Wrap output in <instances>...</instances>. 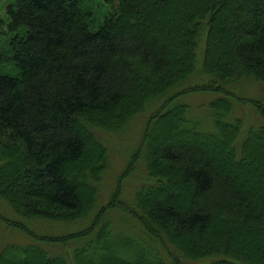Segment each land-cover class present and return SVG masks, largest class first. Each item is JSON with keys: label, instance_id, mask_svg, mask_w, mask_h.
Masks as SVG:
<instances>
[{"label": "trees", "instance_id": "obj_1", "mask_svg": "<svg viewBox=\"0 0 264 264\" xmlns=\"http://www.w3.org/2000/svg\"><path fill=\"white\" fill-rule=\"evenodd\" d=\"M103 3L100 17L90 0L6 8L0 264H264V0ZM249 81L260 97L237 90ZM196 93L211 97L185 100ZM241 101L259 115L250 126ZM143 113L136 150L103 192L100 134L123 137Z\"/></svg>", "mask_w": 264, "mask_h": 264}, {"label": "rangeland", "instance_id": "obj_2", "mask_svg": "<svg viewBox=\"0 0 264 264\" xmlns=\"http://www.w3.org/2000/svg\"><path fill=\"white\" fill-rule=\"evenodd\" d=\"M10 1L11 0H0V21H1L0 33L1 31L4 30V27H6V24L8 22L6 8ZM90 1L92 2V5L95 6V13L98 17H100L107 10V6L103 3V0H90ZM2 38L3 37L0 34V40ZM7 70L12 75L17 74V70L15 67L13 68L10 67ZM256 87L260 89H257ZM236 88L238 91H241L244 88L245 90H248V93H250L251 96L258 98L262 95L261 89L263 87L255 82L253 83L252 81H249L244 84L243 83L239 84ZM210 97L211 95L209 94L196 93V94H191L188 98L186 97L185 100L193 104L194 103L206 104ZM237 109L239 110L240 114L244 117L247 126H250L258 121L259 115L257 111L249 103L241 101ZM147 116H148L147 113L138 115L136 119L130 123L129 128L126 130L123 137L116 135L114 133L100 134L101 137L103 138V141L109 147L110 160H111L110 167L109 170L107 171V176L105 179L106 189L103 188V192L107 190V192L109 193L116 187L120 173L125 168L126 164L131 158V154L136 150L141 140L143 129L145 126L144 123L146 121ZM167 142L168 140H165L163 136H160L158 140V144H159L158 149H160L161 146L166 145ZM144 176H145L144 164L139 162L138 169L136 170L135 175L127 178L124 181L123 195L124 197L126 196V199L132 196V193L134 192L135 188L141 184V179ZM103 192L100 195L101 202L105 201L108 198V195L104 194ZM0 211L2 212L6 211L4 205H2V207L0 206ZM1 229L3 230V237H5L6 239L8 238V236L10 237L14 235L15 231L13 229L5 228L4 226H2Z\"/></svg>", "mask_w": 264, "mask_h": 264}]
</instances>
